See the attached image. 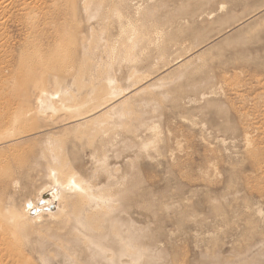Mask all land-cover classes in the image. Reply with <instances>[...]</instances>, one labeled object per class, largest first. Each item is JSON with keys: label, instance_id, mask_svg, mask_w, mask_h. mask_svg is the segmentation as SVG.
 <instances>
[{"label": "rangeland", "instance_id": "1", "mask_svg": "<svg viewBox=\"0 0 264 264\" xmlns=\"http://www.w3.org/2000/svg\"><path fill=\"white\" fill-rule=\"evenodd\" d=\"M100 5L89 18L77 4L57 61L40 51L46 92L90 98V114L16 117L11 133L26 134L0 147L15 254L23 264H264V0ZM53 177L87 189L65 185L59 215L22 216Z\"/></svg>", "mask_w": 264, "mask_h": 264}, {"label": "bare ground", "instance_id": "2", "mask_svg": "<svg viewBox=\"0 0 264 264\" xmlns=\"http://www.w3.org/2000/svg\"><path fill=\"white\" fill-rule=\"evenodd\" d=\"M50 1L51 3L48 5ZM77 4L82 6L85 15L89 18H95L96 16L99 17V15H102L103 13L100 0L99 2H96V0H70V5L67 1L66 3H60L59 0H0V147L15 141V139L17 140L19 137L26 134L25 130L17 132H14V130L11 133V125L17 120L16 117L20 119L22 116L23 119L27 120L31 119L32 116L34 117V113L39 116H45L47 113H50L52 117L57 115L55 118H58L62 112H67L71 117H74V120H80L85 117L86 112L87 115L90 114H88V111H91L92 109H89L88 105L91 100L90 98L82 105H70L68 104L70 103L68 101L71 100V98L67 95L55 92V94L48 93L44 86V79L46 78V68L44 66L48 65L46 64L48 61H45L43 58L41 50H44V52L48 51L51 54L53 53L52 59L54 62L57 61L59 58V53L57 51L60 45L59 40L64 34H66L69 19L74 16L73 12L77 8ZM42 5L44 9L45 7H47V9L43 13L41 12L40 18L36 15L38 12L35 15L30 14L31 9H36ZM69 7H71L70 10L68 9ZM48 8L50 10L47 12ZM88 25L90 26L89 23ZM13 27L18 29L17 37H19H16L17 39L10 34ZM71 28L72 25H69V30H71ZM36 36L40 37L38 40L39 42L36 45H32L31 39L33 40ZM88 40L89 43L90 37ZM30 52H33L35 55L30 56ZM50 57H48V59ZM99 98H101V96ZM31 121H33V119H31ZM14 126L17 127L16 125ZM96 130L98 131V129ZM90 134L94 133L90 132ZM0 155H2L1 152ZM22 160L23 161L19 164L26 165V161H24V159ZM71 171L67 173H70ZM55 174L57 176L56 172ZM59 177H62V175H59ZM78 178H80V176ZM8 179L9 181L11 180L9 178V173H6V175L0 176V183L5 180L8 181ZM67 180L66 183H64L65 181L59 183L58 180L53 177V181L55 182H52L53 185L45 186L38 192L34 199L30 198L26 201L23 206L22 216L28 219H35L43 214L59 215L62 212V209L59 206V201L62 193H64L62 190L65 185L68 184V189L71 191L72 189L78 188L81 190L87 189V186L78 179H72L69 177ZM66 191L68 190L66 189ZM77 192L78 190L76 193ZM79 200L82 201V199ZM2 212L3 210L0 207V264H23L22 262H24V260L17 255L19 253L17 252V254H15L14 249H12L13 245L15 246V244H13L14 242L12 243L11 240L9 241V238L4 235V232H6L7 229L9 233L11 232L2 219ZM15 214L16 217L21 216L19 214L17 215V213ZM108 259L112 262L110 257H108ZM103 261L106 262L105 259H103ZM133 264H137V262H134Z\"/></svg>", "mask_w": 264, "mask_h": 264}]
</instances>
